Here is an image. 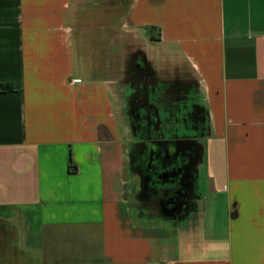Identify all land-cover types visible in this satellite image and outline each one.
<instances>
[{
  "label": "crops",
  "instance_id": "1",
  "mask_svg": "<svg viewBox=\"0 0 264 264\" xmlns=\"http://www.w3.org/2000/svg\"><path fill=\"white\" fill-rule=\"evenodd\" d=\"M0 84V264H264V0H0ZM140 101L194 135L175 208Z\"/></svg>",
  "mask_w": 264,
  "mask_h": 264
},
{
  "label": "flooded vegetation",
  "instance_id": "2",
  "mask_svg": "<svg viewBox=\"0 0 264 264\" xmlns=\"http://www.w3.org/2000/svg\"><path fill=\"white\" fill-rule=\"evenodd\" d=\"M140 81L149 79L142 77ZM132 112L131 125L140 139L135 161L146 186L143 193L151 199L162 196L165 208H175L186 193L183 175L191 159V153L180 151L178 147L188 146V139L194 135L159 133L153 110L141 101L133 106Z\"/></svg>",
  "mask_w": 264,
  "mask_h": 264
},
{
  "label": "rangeland",
  "instance_id": "3",
  "mask_svg": "<svg viewBox=\"0 0 264 264\" xmlns=\"http://www.w3.org/2000/svg\"><path fill=\"white\" fill-rule=\"evenodd\" d=\"M2 234H3V232H2V227H1V224H0V252H1V250H2ZM61 240V239H60ZM62 245H65L66 246V244H68L69 242H71V240H69V239H66V238H62ZM61 241L59 242V243H61ZM64 246V247H65ZM43 258V257H42ZM43 264H54L53 262H51V261H49V260H47V261H45V263H43Z\"/></svg>",
  "mask_w": 264,
  "mask_h": 264
},
{
  "label": "trees",
  "instance_id": "4",
  "mask_svg": "<svg viewBox=\"0 0 264 264\" xmlns=\"http://www.w3.org/2000/svg\"><path fill=\"white\" fill-rule=\"evenodd\" d=\"M4 86L6 89L13 90L12 86L9 84H0V87L3 89H4ZM68 168H69V170H72V169L75 170L76 169L75 165L72 164V160H70Z\"/></svg>",
  "mask_w": 264,
  "mask_h": 264
}]
</instances>
